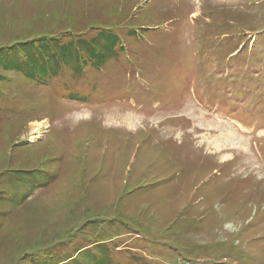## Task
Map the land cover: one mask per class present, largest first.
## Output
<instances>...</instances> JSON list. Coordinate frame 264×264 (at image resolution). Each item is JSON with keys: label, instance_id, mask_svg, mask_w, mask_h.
<instances>
[{"label": "rangeland", "instance_id": "1", "mask_svg": "<svg viewBox=\"0 0 264 264\" xmlns=\"http://www.w3.org/2000/svg\"><path fill=\"white\" fill-rule=\"evenodd\" d=\"M102 29L0 85V264H264V0H0V48Z\"/></svg>", "mask_w": 264, "mask_h": 264}, {"label": "trees", "instance_id": "2", "mask_svg": "<svg viewBox=\"0 0 264 264\" xmlns=\"http://www.w3.org/2000/svg\"><path fill=\"white\" fill-rule=\"evenodd\" d=\"M132 36L136 35L132 33ZM57 38L34 37L7 48H0V85L7 78L5 74L10 72L20 73L26 80L41 86H49V81L58 76L62 68H69L73 73L80 74L84 66L96 69L103 67L108 60L117 55V48L120 46L119 37L104 29L89 40L77 39L61 44ZM66 262H69L66 264L111 263L110 258L103 259L101 255L97 257L92 254L85 255L81 260L67 259ZM29 263L32 264L30 261Z\"/></svg>", "mask_w": 264, "mask_h": 264}, {"label": "bare ground", "instance_id": "3", "mask_svg": "<svg viewBox=\"0 0 264 264\" xmlns=\"http://www.w3.org/2000/svg\"><path fill=\"white\" fill-rule=\"evenodd\" d=\"M40 124H37L35 126V128H32V131H31V136L32 137H36L37 136V133H39V128H40Z\"/></svg>", "mask_w": 264, "mask_h": 264}]
</instances>
